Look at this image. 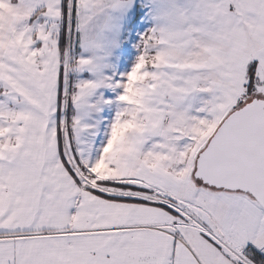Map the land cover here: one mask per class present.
Listing matches in <instances>:
<instances>
[{
  "label": "snow or ice",
  "instance_id": "obj_1",
  "mask_svg": "<svg viewBox=\"0 0 264 264\" xmlns=\"http://www.w3.org/2000/svg\"><path fill=\"white\" fill-rule=\"evenodd\" d=\"M0 264H264V0H0Z\"/></svg>",
  "mask_w": 264,
  "mask_h": 264
}]
</instances>
